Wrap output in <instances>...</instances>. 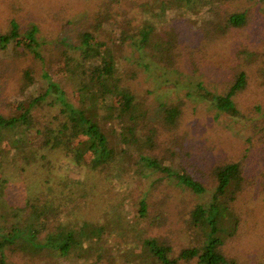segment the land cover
Here are the masks:
<instances>
[{"label":"trees","instance_id":"1","mask_svg":"<svg viewBox=\"0 0 264 264\" xmlns=\"http://www.w3.org/2000/svg\"><path fill=\"white\" fill-rule=\"evenodd\" d=\"M50 2L41 19H31L15 0L0 28V264H10L15 253L30 264H55L57 254L105 263L117 259L113 251L121 243L133 247L122 254L130 255L129 264H239L224 253L217 232L229 195L245 180L240 161L212 167L213 196L194 203L187 219L200 231L195 244L174 254L166 240L144 235L140 223L154 218L153 208L180 207L168 194L155 197L162 182L202 197L211 191L195 172L166 164L159 149L168 137L189 146L190 134L181 131L189 99L206 102L215 117L244 115L238 97L249 90L250 74L243 62L257 51L236 36L258 23L264 48V0ZM209 53L214 63L208 64ZM134 63L166 75L165 83L185 97L159 102L152 116L150 90L137 94L131 83L137 71L123 73ZM205 64L215 67L211 81L196 76ZM263 107H252L255 130ZM66 163L70 169L62 171ZM121 179L128 197L136 195V223L111 216L104 205L105 213L89 217L84 210L116 201Z\"/></svg>","mask_w":264,"mask_h":264},{"label":"rangeland","instance_id":"2","mask_svg":"<svg viewBox=\"0 0 264 264\" xmlns=\"http://www.w3.org/2000/svg\"><path fill=\"white\" fill-rule=\"evenodd\" d=\"M20 1L24 4L21 15L31 19H41L44 7L51 4L50 0ZM12 2L15 3V0H0V28L5 27L3 19L7 18ZM263 12L264 10H262V18L259 16L260 22L264 20ZM192 17L202 19L204 15L192 14ZM256 24L258 23L251 24L249 28L242 30L236 36L240 42L257 51L254 59L243 62L250 74L249 90L238 97L239 106L244 115L241 113L239 116L232 117L222 114L215 117L214 110H211L206 102L189 99L184 105L186 111L181 128L183 134L185 130L187 134H190L189 146L186 148L176 146L180 136L176 139L168 137L167 146L159 149L163 152H161V157L164 158L166 164L181 165L195 172L206 186L211 188V191L202 197L180 186H169L166 180L159 185L155 197L162 198L168 194L173 202L180 204V207L169 208L171 213H166L165 207L153 208L154 218L149 215L147 219L142 220L141 230L144 231V235H158L166 240L174 247V254L185 246L195 244V237L200 231L191 224L189 225L187 219H189V210L194 203L203 201L204 198L210 200L213 196L216 182L211 175L212 167L221 161L235 160L241 162L245 180L233 199L232 195H229L225 210L226 222L217 234L223 237L222 250L228 257L235 258L239 264H264V132L261 131V127L264 126V107L256 115L259 119L258 128L255 130L256 127H250L252 126L250 118L255 116L252 113L253 105L264 106V51H262L264 48L260 45V32L256 30ZM255 30L258 32L257 35ZM261 33L264 34V31ZM208 57L211 59L208 64L214 63L213 55L209 53ZM54 62L56 71L60 72L63 64L58 63L60 62L59 57H55ZM207 65H203L202 72L196 76L204 75L207 80L211 81L213 76L211 69L215 67L213 64ZM122 69L124 74L128 72L134 74L137 71V76L131 82L137 94L150 90L148 99L153 109L152 116H156L160 108L159 102H176L185 97L182 89L169 87V82L165 83L168 80L166 75L161 76L151 69L145 70L137 63L132 66H123ZM217 70L215 69L214 72ZM11 72L14 76L16 75L14 71ZM7 87L8 89L14 87V80L8 81ZM7 87L3 88L7 89ZM31 89L35 90L36 87L32 86ZM187 137L189 139V136ZM60 168L66 171L69 163L63 164ZM77 173L79 172L74 171L72 176L77 177ZM122 182L123 179L117 180L116 190L113 193L116 201L111 198L110 205L103 203L92 206V210H84L86 214L89 213L91 215L89 217L97 219L100 213L101 215L105 213L102 210V205H104L105 210L108 208L111 216L121 213L135 224L137 221V212H134L136 195L128 197L125 188L121 187ZM106 222H109L112 228H117L119 232L120 226H117V223H112V220ZM131 248L133 247L121 243L113 251L117 259L107 258L105 263L96 261L95 258L79 259L74 254L67 256L57 254L55 264H129L126 257L130 255L123 256L122 254ZM8 258L10 264H30L29 258L19 253L11 254ZM180 264H198V262L197 259H193L190 262L181 261Z\"/></svg>","mask_w":264,"mask_h":264}]
</instances>
